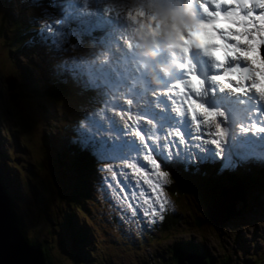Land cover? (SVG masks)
<instances>
[{
	"label": "rangeland",
	"instance_id": "1",
	"mask_svg": "<svg viewBox=\"0 0 264 264\" xmlns=\"http://www.w3.org/2000/svg\"><path fill=\"white\" fill-rule=\"evenodd\" d=\"M66 1L68 0H30L28 8L25 11L20 10L19 14L21 16L25 14L29 19L32 18L35 24L42 26L45 25L47 31L50 32V36L48 43L44 37H40L44 38L45 41L42 39V43L40 42V44H36V48H34V45H29L27 49L31 51H20L18 53V50L15 48L17 45L13 46L12 44L17 43L18 41L16 30H18L17 33H21L24 30L20 19L17 17L18 8L20 4H22V0H0V127L2 128L0 130V149L5 151L7 148L9 150L11 156H8L7 161L10 165L18 167L20 165L22 167L19 168V175L22 177V181H31V183L34 184L33 188H35L36 184L40 189L39 191L46 196L49 189L47 174L54 176L55 174L50 163L51 159L45 156L42 147V142L44 141L43 136L44 139L46 138L45 140H47L48 144H51L52 140L55 139L62 141L65 140V145L68 146L75 144L76 140V142L79 141L81 144L90 146L91 150L105 153L111 152L119 147L120 152L123 150L121 152L122 161L116 162L115 167L119 178L116 181L120 185L117 182L112 183L113 191L114 187L116 190L121 188V191L126 190L124 193V196H127L125 204L128 206L129 203L132 202L140 209H143L144 203L142 202H145V200L149 198L147 194H145L146 186L141 187L140 184L136 183L138 179H142V176H139V178L137 177V174V176L132 174L128 165L125 163L127 160L135 159L131 156V153H133L139 163H142L143 159H147L145 156L140 157L139 153L129 151V148L133 147L131 145H134V147L140 145L142 138H140L139 132L127 130L117 135L116 138L118 139V142H116V140L112 142L104 136L103 132L105 129L91 126V123L94 118L103 120L105 114H112L116 118H118V115L108 111L107 113L103 108H91V104L88 106L72 104L69 102L66 104L62 99L58 102H52L50 100H47L48 102H46L42 99V105H45L44 108L46 107L50 113L45 119L41 112V107L35 103L33 96L26 95L25 88L17 86V83L20 82V80L30 78L35 80L37 84L54 82L61 83L58 77L50 74V72L54 73L61 69L67 71L76 60H80L87 56V59L82 63L80 68L76 65L74 72L75 78L77 77L78 80L88 84L90 87H92L93 83L102 99L104 98L105 100L116 102L117 105H119V120L121 122H125L127 117H131L132 115H135L137 118H144L143 115L137 111L140 107L132 98L131 90L126 88L123 81L120 80L118 76L114 75L113 71L110 69V59L114 57L110 52L111 46L109 45L111 35H99L95 32L93 26L83 25V23L80 22V20H77L74 15L66 16V12L71 10V12L80 19L94 20L95 17L91 15V13H79L81 10H87L84 5L85 0L81 2L74 1L71 5H68ZM157 2L161 5H165V0H157ZM173 3L176 4L177 1H173ZM90 6H93V4L90 3ZM56 8H59V10H54ZM93 10L94 7L90 11ZM107 10L111 12L110 14L105 15V17L108 18L107 21H115L118 16L116 10L106 8L104 14H107ZM68 17H71L69 18V21ZM65 18L67 19L66 23L68 28L62 25ZM46 21H48L47 24H45ZM70 29L74 35H81L78 38L79 41L77 40V44L73 43L74 40ZM138 34L147 35L148 33L140 30ZM138 34H136L133 40V46L135 49H138ZM83 38L87 39L82 42ZM92 38L94 39L92 40V43L99 42L101 46L93 45L90 49L84 48ZM123 46L124 40L121 41V47ZM11 48L13 49L10 50ZM94 54H96V56H94ZM261 56L262 55L256 51L250 52L249 58L252 64L256 67L258 66L257 69L260 74V79H262V82L264 83V71L261 69ZM13 75L15 76L14 81L16 85L12 83L11 80V76ZM6 80H8L9 83H12V85L10 84L11 88H8ZM251 80L253 81L254 78L252 77ZM250 83L251 82L248 80V83L242 85L243 88L241 91H239V93L236 94L235 99L231 101L232 106L241 101L242 95L240 94H243L248 99L251 98L247 93L251 87ZM250 94L257 98V103L254 104L251 101L246 102L244 104L246 109H250V107L254 106L256 108L264 106L262 99H260L253 90ZM126 106H128V109H126ZM239 110L243 116L245 113L243 107H240ZM89 114L90 116H88ZM202 119L204 118H201L200 120ZM84 122H87V124H84ZM138 122L141 126L142 120L138 119ZM84 126L85 128L83 129ZM212 135L213 137H216L214 134ZM193 136H196V134H193ZM207 137L210 136L207 135ZM152 138L154 139V137ZM200 141L203 142L201 145V142L199 141L197 145L191 141L187 143L182 141V144H187V152H199V149H206L207 147H212L213 150L217 149L216 145L218 146V144L209 145L207 144V139ZM151 146L153 147V145ZM165 147L168 151L171 150V148L166 145ZM125 150L128 152L126 153ZM150 155L151 153L149 152V156ZM206 156L209 158H216L212 152H206ZM107 158L108 155L105 156L104 161L100 162V167L105 166ZM45 161H48L47 167ZM253 161L256 162L257 160L248 162L247 168H251L252 164H254ZM32 163H36L38 166L35 169L32 168V170H35L36 173H38V176H30L29 174V168ZM256 163L259 164L258 162ZM149 167H151V165H149ZM243 171L245 173L251 172V170ZM220 173H222V170ZM107 176L110 177V175ZM107 176L104 178L107 179ZM16 179L18 180V185L15 188H19L26 192V185L24 184L22 186V184L19 183L21 181L19 177ZM45 179H47L46 182H44ZM258 179L260 182L263 181V178ZM93 185L97 188L101 186L104 189H107L105 194L113 196L110 188L104 181ZM124 185H127V188H125ZM30 188L32 189V186H30ZM89 190L91 193L92 189L90 188ZM259 190L261 192H259L258 202L255 204H253V201L249 200L244 193L239 194L235 187L229 189L222 188L220 190V193L225 191L222 194L224 195V202L228 201L227 205L229 206V212H233V214L226 219L232 220L229 222L234 229L231 231V234L232 236L237 234L241 236V244L239 243L236 245V250L238 251L236 256L238 258L245 256L243 253L244 249H250V251L255 252V250H253L254 246H257V248L260 249L264 247V188H260ZM93 193L95 196H100L101 194L98 190H95ZM133 193L135 195H131ZM231 194H235L236 197H229ZM119 195V199H115L113 202L110 199H107V205L109 206L106 208L100 205V211L113 214L114 210L118 211L119 209L120 215L127 212L122 204L121 193H119ZM170 199L173 204V209L177 208L179 206L178 199L172 196ZM53 202L54 200L48 202V205H44L42 208L32 202H24L21 206L19 205V214L28 221L27 225L24 226V232L29 238L41 239L46 235V230L51 226L45 224L44 213L52 211V205H54ZM114 204L116 207L113 206ZM149 205L150 207L153 206L152 203ZM93 206L94 208L92 209L90 217L94 223H90L87 219L89 226L85 221L81 226H88L90 229V225H94V227L100 229L94 234V241L90 245L91 250L96 247V258H93L92 260H96L98 264H153L159 255L157 251L164 248V245L168 242L175 241L179 237L182 239H194L205 244L206 249L211 256L219 254V247H215L217 241L213 239L212 236L202 234L199 231L194 232L191 227L186 229V234H184L181 229L179 231L172 230L167 233L165 231L163 232L161 222L165 216L164 211L168 208L161 202L155 204V206L161 211V214H159V216L157 215V218L162 214L164 215L157 221H155L157 218H155V222H153V220H145L142 211L137 215L130 214L131 218L125 220L127 224L128 222H132V230L134 232L139 230L146 235L150 233L152 235V240H154L153 242H148L147 240L142 241L139 238L136 239L131 235L128 227L125 226V223H120L119 221L116 222V226L109 229L104 225L101 217L97 214V205L93 204ZM244 207L250 210L249 217L240 215V209ZM126 214L127 213H125V215ZM50 215L53 217V211ZM211 216L216 224L225 220L223 219L225 213L222 210V197L217 199L215 204L211 207ZM235 216L241 221H236ZM228 235V229L222 228V232L220 233L222 243L225 242L226 244H229L227 240L229 238ZM26 240L28 241V239ZM30 245H34V243ZM52 252L54 251L52 250ZM249 260H252V257L248 256L244 262L247 263ZM255 264H264V260H255Z\"/></svg>",
	"mask_w": 264,
	"mask_h": 264
},
{
	"label": "trees",
	"instance_id": "2",
	"mask_svg": "<svg viewBox=\"0 0 264 264\" xmlns=\"http://www.w3.org/2000/svg\"><path fill=\"white\" fill-rule=\"evenodd\" d=\"M17 31V49L19 53L21 43L20 33H17ZM11 77L16 85L15 76ZM58 79L61 83H38L40 86L31 78L22 79L17 83V86L24 87L26 95L33 96L35 103L41 107L45 119L50 113L46 107L44 108L45 105H42V99L46 102H48L47 100L58 102L62 99L66 104L69 102L84 106L91 104V108L99 106V101L94 94L82 84L71 83L61 77H58ZM10 84L12 83L10 82ZM45 139L43 136L42 147L45 156L51 159L50 163L55 174V176L47 174L48 181L47 179L44 180L49 184L47 195L44 196L36 184L33 188L34 184L31 181H22V177L19 175V168L22 167L8 163L7 159L11 154L7 148L5 151L0 149V186L10 198V209L19 222L21 233L25 239H28L30 244L34 243L41 247L45 259H48L52 264H98L96 260H92L96 258V247L91 250L90 245L94 241V234L100 229L94 227V225H90L91 228L89 229L87 219L90 223L93 222L90 214L94 208L93 204H96V212L101 217L104 225L109 229L116 225L114 214L103 213L99 209L100 205L108 206L105 204V197H107L105 191L107 189L101 186L97 188L93 185L104 181L113 195L119 194L120 191L116 190L115 187L113 191L111 181L116 179L113 168H108L109 161H106L104 167H100L99 157L102 155L79 141L76 142L75 140V144L67 146L65 140L54 139L51 144H48ZM176 162L178 164L171 168H163L161 174L166 177H159L155 180V184L161 188L169 205V209L164 213L165 216L161 222L163 232L167 233L168 231H179L181 229L186 234V229L191 227L194 232L199 231L202 234L212 236L217 241L215 247H219V254L211 256L205 244L194 239L179 237L175 241L168 242L164 245V248L157 251L159 255L153 264H176L178 260L180 261L188 254L201 255L205 261L212 260L215 264H255V260H264V247L260 249L257 246L253 248L255 252L244 249L245 256L238 258L236 256L238 253L236 245L241 244V236L238 234L232 236L231 231L234 229L229 223L232 220L225 219L223 222L216 224L211 216V207L217 201L222 188L235 187L238 192L244 193L249 200L253 201V204L257 203L259 192H261L259 189L264 188V167H261L262 170L257 171L259 164L253 161L254 164L251 168H246L251 172L245 173L242 169L227 168L222 161H195L191 164L183 161ZM45 164L47 167L48 161H45ZM128 164L132 163L128 162ZM36 167H38L36 163L30 165V176H38V173L32 170ZM221 170L222 173H220ZM107 175H110V177ZM106 176L107 179L104 178ZM18 177L21 180L19 183L22 186L26 185V192L15 188L18 185L16 179ZM258 178H263V181L260 182ZM30 186H32V189ZM90 188L92 189L91 193ZM95 190L100 191V196H95L93 193ZM171 196L177 198L179 202V206L175 209H173ZM52 200H54V205H52L53 217L50 215L52 211L44 213L45 224L51 227L46 230V235L43 238H29L24 232V226L27 225L28 221L19 214V205L21 206L24 202H32L42 208ZM249 212L250 210L245 207L240 209V215L242 216L249 217ZM164 214L155 221L163 217ZM235 220L241 221L237 217ZM84 221L88 226H81ZM119 222L123 223L121 220ZM222 228L228 229L229 238L226 239L229 244L222 243L220 236ZM135 238H138L136 234ZM140 238L142 241H154L150 233L146 235L142 232ZM154 256L156 257L155 254ZM248 256L252 257V260L245 263L244 261Z\"/></svg>",
	"mask_w": 264,
	"mask_h": 264
},
{
	"label": "snow or ice",
	"instance_id": "3",
	"mask_svg": "<svg viewBox=\"0 0 264 264\" xmlns=\"http://www.w3.org/2000/svg\"><path fill=\"white\" fill-rule=\"evenodd\" d=\"M237 2H239V0H237ZM244 3L246 5L248 3V0H244ZM256 8L258 10L264 9V0H258ZM205 11L207 10L205 9ZM210 15L219 16L220 14L217 12L215 14H210ZM252 15L253 14L250 12L247 16L239 17V14L237 11H229L226 13L227 17L233 18V22H239L241 24V27L244 28V31L238 33V35L241 38L247 40L248 45H249L248 51H245L243 48L239 47V41H237L236 44H232V45L224 43L222 46H218V47H212L210 45H205V44H201L197 42V47L203 48V51L207 56L214 58L216 61H219L222 64L229 57L234 58L237 53H241L243 56L247 57L250 52L258 51L261 47H264V14L255 15V20L260 21V30L257 31L255 35H252L250 33L249 27H248L249 24H254ZM209 22L214 23L215 21H209ZM201 27H207V25L199 21L197 24H195L193 27L189 29V36H191V33L194 30V28H201ZM228 35L231 36L232 33L228 32ZM179 38L180 40H184L183 35H181ZM186 51H187V48H186ZM221 52H222V55L219 54ZM229 67H230L231 73H236L239 71L241 65L238 64L235 67H231V65H229ZM230 72L225 71L223 75H212L210 77V80L214 84H216L217 82L223 83L230 78ZM202 86H205V82L201 80L200 78H198L196 75H191L188 79L187 84H185L183 87H181L179 83L174 86L181 93H184L185 89H187V94L184 96L183 99H179L178 97L170 94L171 99L174 104H180V105L186 104L185 113L188 116H189V113L192 114L191 119L189 120L190 123H192L193 120L199 119V117H197L196 115L197 111H199L202 114L205 124L209 123L211 118L216 115V113H214L213 111H210L207 107H205L203 103H197L195 99L191 98L192 95L200 96ZM224 86L231 87V85L229 84H225ZM255 87L257 88L258 91L260 90L259 85H255ZM235 91L239 92L241 91V89L236 88ZM198 127L200 130L199 132L196 133L197 141L203 143L202 141H200V138L203 137L206 140L208 133L204 130L203 125H198ZM217 128L220 134V128L218 125H217ZM190 132L191 130H189V133ZM182 141H183L182 138H180V143H177L175 145L176 149H179L182 146ZM208 142L215 145L218 143V140L216 138H213ZM168 145H169V148H171V143H169ZM149 152L151 153L150 156H149ZM145 157H147V159H143L142 163H138L140 164V168L144 170L142 173L140 172V169L135 168V165L132 166L135 169L136 174L138 176H142V179H138L136 183L140 184L141 187L145 185H151L152 192H156V198L158 199L159 198V186L152 183L151 174L153 171H155L160 177H166V176L161 174L162 168L160 166V163L158 164L159 161L157 160L154 149L151 147V145H149L146 148ZM149 165H151V167H149ZM113 174L116 175L117 170L113 169ZM124 187L127 188V185H124ZM145 191H146L147 196L151 198L152 193L147 192V190ZM131 195H135V194L133 193ZM128 207L132 209L133 215H136L140 212V208L132 202L129 203ZM157 211H158V208L155 206V200H153V206L148 208L146 211H144L143 215L147 216L151 214L154 218L153 219V222H154Z\"/></svg>",
	"mask_w": 264,
	"mask_h": 264
},
{
	"label": "water",
	"instance_id": "4",
	"mask_svg": "<svg viewBox=\"0 0 264 264\" xmlns=\"http://www.w3.org/2000/svg\"><path fill=\"white\" fill-rule=\"evenodd\" d=\"M6 83L8 88H11L8 80H6ZM224 192L219 194L218 199L222 197V210L225 213L223 219H227L233 212H229L228 201L224 202V195H222ZM231 196L233 198L236 195H229V197ZM18 223L15 214L10 209V198L3 192L0 186V264H52L48 259H44L40 246L36 244L29 245L27 243L19 229ZM176 264L215 263L212 260L205 261L201 255L188 254L180 261L178 260Z\"/></svg>",
	"mask_w": 264,
	"mask_h": 264
},
{
	"label": "clouds",
	"instance_id": "5",
	"mask_svg": "<svg viewBox=\"0 0 264 264\" xmlns=\"http://www.w3.org/2000/svg\"><path fill=\"white\" fill-rule=\"evenodd\" d=\"M191 5L190 3L185 4L182 8H177L173 11H168L166 9H161L160 15V35L164 39L166 43V36L170 30V26L175 24L177 27H182L184 25L190 24L193 20V17L190 15ZM160 43L157 42L151 36H145L141 39L139 44V49L141 54L147 59H155L158 57L159 52L158 48L160 47ZM175 70L174 63H166L162 65H158L157 69L152 70L150 72L151 78L154 83H159V79L157 78L160 73L164 75H170Z\"/></svg>",
	"mask_w": 264,
	"mask_h": 264
},
{
	"label": "flooded vegetation",
	"instance_id": "6",
	"mask_svg": "<svg viewBox=\"0 0 264 264\" xmlns=\"http://www.w3.org/2000/svg\"><path fill=\"white\" fill-rule=\"evenodd\" d=\"M30 0H22V4H20L19 8H18V12H17V17L20 19L24 30L20 33V43L21 45L19 46L20 51H31L28 50L27 47L29 45H34V48H36V44L41 42V40L43 39L45 41L49 40V36H50V32L47 31L46 26H42V25H37L34 23L33 19H29L25 14L23 16H21L19 14L20 10L25 11L28 6H29ZM40 37H44V38H40ZM27 41V42H26ZM42 43V42H41ZM46 43V44H47ZM44 44V45H46ZM18 47V41L15 44ZM17 47H15L17 49ZM13 48H11L10 50H12ZM18 50V49H17ZM14 83V82H13Z\"/></svg>",
	"mask_w": 264,
	"mask_h": 264
},
{
	"label": "bare ground",
	"instance_id": "7",
	"mask_svg": "<svg viewBox=\"0 0 264 264\" xmlns=\"http://www.w3.org/2000/svg\"><path fill=\"white\" fill-rule=\"evenodd\" d=\"M45 1V0H44ZM95 1V0H94ZM54 2V1H53ZM91 2H93V0H91ZM63 3H66V2H63ZM64 5H67V4H64ZM84 5H85V9H93V8H91V7H88V1H86L85 0V2H84ZM106 13L107 14H105V15H108V14H110L111 12L110 11H106ZM108 19V18H107ZM262 49V50H261ZM260 54L262 55V59L264 58V47H261L260 48ZM139 67L141 68V69H143V70H149V66H145V65H143L142 63H141V65L139 64ZM12 85V84H11ZM223 192V191H222ZM239 196V195H238ZM236 197V196H235ZM231 200V199H230ZM26 240V239H25ZM27 241V240H26ZM27 243H28V241H27ZM29 244V243H28ZM30 245V244H29ZM44 257V256H43ZM45 259V258H44Z\"/></svg>",
	"mask_w": 264,
	"mask_h": 264
}]
</instances>
